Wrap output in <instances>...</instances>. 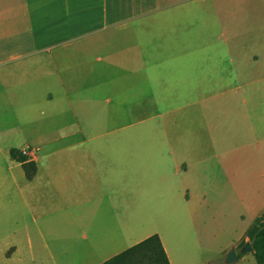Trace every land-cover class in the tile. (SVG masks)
Returning a JSON list of instances; mask_svg holds the SVG:
<instances>
[{
  "label": "crops",
  "instance_id": "1",
  "mask_svg": "<svg viewBox=\"0 0 264 264\" xmlns=\"http://www.w3.org/2000/svg\"><path fill=\"white\" fill-rule=\"evenodd\" d=\"M171 3L0 0V264H105L155 234L170 264L241 251L264 212V59H184L153 26ZM136 113L160 119L115 135Z\"/></svg>",
  "mask_w": 264,
  "mask_h": 264
},
{
  "label": "rangeland",
  "instance_id": "2",
  "mask_svg": "<svg viewBox=\"0 0 264 264\" xmlns=\"http://www.w3.org/2000/svg\"><path fill=\"white\" fill-rule=\"evenodd\" d=\"M172 2L166 7V12L180 13L183 16L179 19L163 20L160 14H155V11H158L155 10L153 26L155 29L166 31L168 43L180 45L185 50L184 59L196 60L198 55L191 53L194 47L208 45L218 48L216 53L218 59H241L247 55L251 58L258 55L260 59H264V0H172ZM172 29L178 30V37L174 35ZM167 30H171L170 33ZM158 38L160 40L162 35ZM155 45H161V42ZM209 49L212 52H209ZM214 50V47L208 48L207 53L199 55L200 59L212 58ZM143 118L147 117L137 113L122 117L120 121L122 128L115 135L119 134L122 139L144 140L146 132L141 126L146 123L154 124L160 117H148L144 120ZM241 248L239 247V250ZM219 259L220 257L219 262L225 260ZM242 264L258 263L254 256L248 254Z\"/></svg>",
  "mask_w": 264,
  "mask_h": 264
},
{
  "label": "trees",
  "instance_id": "3",
  "mask_svg": "<svg viewBox=\"0 0 264 264\" xmlns=\"http://www.w3.org/2000/svg\"><path fill=\"white\" fill-rule=\"evenodd\" d=\"M10 155L13 159L22 163L27 177L33 178L36 172V163L30 160L28 155L22 153V151L17 148H12ZM247 241L252 244V250L250 252L253 253L256 262L258 264H264V212H262V214L248 226L245 231V238L239 243L238 248L243 247ZM246 253L247 252L239 251V257ZM140 254H143L150 259H152L154 255L157 257L159 254L163 264H170L161 239L157 234L141 241L137 245L107 261L105 264H118L120 261H125ZM229 264L237 263L233 262Z\"/></svg>",
  "mask_w": 264,
  "mask_h": 264
},
{
  "label": "water",
  "instance_id": "4",
  "mask_svg": "<svg viewBox=\"0 0 264 264\" xmlns=\"http://www.w3.org/2000/svg\"><path fill=\"white\" fill-rule=\"evenodd\" d=\"M262 214V213H261ZM252 250V244L251 242L247 241V243L241 248L242 252H247L249 253ZM239 252L236 248L235 245H233L230 250L228 251L226 257H225V262L227 264L237 262L239 260Z\"/></svg>",
  "mask_w": 264,
  "mask_h": 264
},
{
  "label": "built area",
  "instance_id": "5",
  "mask_svg": "<svg viewBox=\"0 0 264 264\" xmlns=\"http://www.w3.org/2000/svg\"><path fill=\"white\" fill-rule=\"evenodd\" d=\"M22 153L28 155L30 158H33L35 156V151L28 148H23Z\"/></svg>",
  "mask_w": 264,
  "mask_h": 264
}]
</instances>
